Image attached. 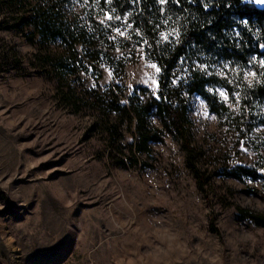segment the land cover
<instances>
[{
  "label": "rangeland",
  "instance_id": "rangeland-1",
  "mask_svg": "<svg viewBox=\"0 0 264 264\" xmlns=\"http://www.w3.org/2000/svg\"><path fill=\"white\" fill-rule=\"evenodd\" d=\"M108 1L0 0V264H264L263 61H194L218 111L180 62L189 146L152 107L138 149L161 70Z\"/></svg>",
  "mask_w": 264,
  "mask_h": 264
},
{
  "label": "trees",
  "instance_id": "trees-1",
  "mask_svg": "<svg viewBox=\"0 0 264 264\" xmlns=\"http://www.w3.org/2000/svg\"><path fill=\"white\" fill-rule=\"evenodd\" d=\"M108 3L118 16L130 15L133 26L148 39L153 58L161 70L159 98L147 105L132 106L140 131L138 149L148 150V141L158 139L157 134L148 135L149 130L145 128L146 115L152 107H156L164 124L177 132L184 147L189 146L184 133L185 126L191 122L189 106L176 97L178 89L170 87L171 75L180 62L188 68L181 87L188 95H201L214 111L225 110V107L216 102V97L209 94L205 86L218 78L195 69L194 61L204 56L211 61L229 62L243 68L254 55L264 63V6L259 8L252 0H109ZM165 28L174 29L173 33L178 36L176 41L160 42L157 34ZM41 31L44 36L45 31ZM259 70L264 77V66ZM224 81L220 82L226 85ZM249 89L245 88L248 97L264 99L263 78ZM240 169L244 174H251L246 168ZM240 211L242 215L247 213L243 209ZM249 217L264 224L261 216L250 214Z\"/></svg>",
  "mask_w": 264,
  "mask_h": 264
},
{
  "label": "water",
  "instance_id": "water-1",
  "mask_svg": "<svg viewBox=\"0 0 264 264\" xmlns=\"http://www.w3.org/2000/svg\"><path fill=\"white\" fill-rule=\"evenodd\" d=\"M255 5L259 8L263 7L264 6V0H252Z\"/></svg>",
  "mask_w": 264,
  "mask_h": 264
},
{
  "label": "snow or ice",
  "instance_id": "snow-or-ice-1",
  "mask_svg": "<svg viewBox=\"0 0 264 264\" xmlns=\"http://www.w3.org/2000/svg\"><path fill=\"white\" fill-rule=\"evenodd\" d=\"M98 2H99V0H98ZM108 19H111V17L109 16ZM101 23H104V21H101ZM153 67H155V65H153ZM157 71H159V69H157ZM109 75H111V73H109ZM221 94L224 95L223 92Z\"/></svg>",
  "mask_w": 264,
  "mask_h": 264
}]
</instances>
